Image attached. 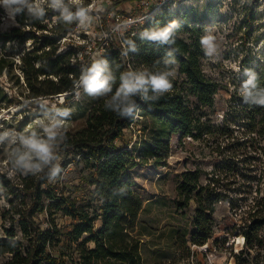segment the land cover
<instances>
[{"label":"trees","instance_id":"trees-1","mask_svg":"<svg viewBox=\"0 0 264 264\" xmlns=\"http://www.w3.org/2000/svg\"><path fill=\"white\" fill-rule=\"evenodd\" d=\"M120 2L110 0L104 13L116 10ZM84 5L87 6L88 1H84ZM120 15L129 17L122 12ZM1 17L2 7L0 25ZM58 17L59 13L48 9L42 21L30 22L24 16H17L16 27L0 30V77L11 75L16 68L13 55L5 49L6 44L36 41V36L28 32H40L38 46L24 53L19 65L28 86L27 97L36 99L32 101L35 103L63 97L64 103L60 105L63 107L59 108H65L74 95L73 80L79 77L81 66L90 64L97 56L85 55L79 61L75 57L76 47L61 45L78 22L65 24ZM53 18V26L48 28ZM205 18L206 15H198L191 9L172 10L166 5L142 23L131 25L122 31L118 40L112 38L103 47L100 57L108 60L117 76L115 91L121 72L156 70L159 65L155 63L162 62L165 56L167 46L142 41L139 32L157 23L164 26L173 19L180 22L173 46L176 75L170 92L157 102H144L136 97L135 118L120 117L106 110L105 98H100L86 109L81 126L65 133L67 139L58 148L63 160L60 167L63 171L73 164L81 175L78 185L60 186L59 181L51 185L43 177L47 170L41 176L22 177L21 190L29 199V205L13 211V216L30 248H21L14 240V230L4 229L0 236V257L8 256V259L2 264H143L142 234L137 227L143 201L135 191L131 171L138 162L165 165L172 136L180 140H204V136L226 140L216 147L218 158L213 178L208 183L202 184L200 171L195 170L182 173L175 188L178 211L188 209L191 203L195 205L192 231L188 240L182 239L183 247H202L212 242L215 206L226 202L229 209L243 214L241 223L232 226L242 240L241 249L233 257L235 264H252L256 260L264 264V195H260V178L252 174V163H262V158L256 156L264 155V144L260 142L264 139V106L246 104L239 94L241 82L248 78L243 75L245 69L257 73L258 83L264 87V51L259 58L242 59L239 82L231 92L228 110L220 124L212 125L205 110L213 108L219 85L207 78L200 67L203 54L200 25ZM125 38H132L139 46V52L129 53L127 58L120 55ZM16 84H19L18 78ZM13 102L14 99L0 88V109ZM134 127L138 128L139 141L126 137ZM3 182L9 181L0 176V186H4ZM39 215L45 216L49 228L42 230L38 226L35 217ZM1 218L5 221V216ZM58 219L63 221L62 227L57 226ZM215 243L214 240L211 244Z\"/></svg>","mask_w":264,"mask_h":264},{"label":"rangeland","instance_id":"rangeland-1","mask_svg":"<svg viewBox=\"0 0 264 264\" xmlns=\"http://www.w3.org/2000/svg\"><path fill=\"white\" fill-rule=\"evenodd\" d=\"M84 1H88L87 6H91L92 23L87 26H81L78 23L75 29L67 35V40L61 43V45L70 44L76 47L75 57L79 61L85 55H97L98 49L108 40L112 38L118 40L122 31H125V29L115 30L116 25L123 24L125 21V16L120 15L121 12L129 17H134L137 15V9H141L138 6L139 2L121 0L120 4L115 6L116 10L105 14L104 9L109 6L110 0ZM98 8H102L103 11L98 12ZM167 8L172 10L191 9L198 15H206L200 25L202 35L206 27L215 29L214 34L217 35L220 59L210 60L203 52L200 58V67L207 78L219 85L213 108L205 110L210 123L216 126L222 122L223 115L228 110L231 92L239 82L242 59L245 57L247 59L259 58V55L264 51V0H177L168 4ZM4 17L3 9L1 31H8L17 26L16 23L12 24L11 21H6ZM54 21L55 18L48 28L53 26ZM33 33L28 32L29 35L36 36V41L28 40L23 44L14 41L5 46L6 51L13 55L16 68L13 69L11 75L0 77V88L6 92L9 98L14 99L11 105L0 109V131H41L40 122L45 119L42 109L63 107L60 106L64 103L63 97L55 96L53 100L46 99L39 103L32 102L36 99L27 97L28 86L24 82L19 65L23 54L38 46L41 34L40 32ZM35 67L37 66L35 65ZM16 78H18L19 84H16ZM100 98H92L81 92L80 98L77 99L74 94L65 104V108L72 111L71 117L65 123L66 132H73L79 128L85 117L86 109ZM137 130L138 128L134 127L131 132H128L127 139L139 141L140 135ZM203 139L184 138L180 140L178 136H172L169 139V152L165 165L157 166L138 162L131 171L135 191L143 201L137 226L138 231L142 234L140 252L143 264H235L233 257L241 249L242 240L232 230V226L241 223L243 214L240 211L234 212L229 209L226 202H220L215 206V213L212 217V242L190 249L187 248L188 246L183 247L182 244V239L188 240L192 231L191 222L195 205L191 203L188 209L177 210L175 188L180 181V176L182 173L198 170L200 171V182L208 183L213 178L212 173L218 158L215 152L216 147L226 142L223 137L219 138L218 136L216 138L204 136ZM260 142L264 144V139ZM12 147L13 145L10 144L0 145V176H4L9 181L8 183L3 182L4 186H0V236L3 235L4 229H13L14 240L19 243L21 248L28 249L30 243L18 231L13 216V211L20 210L21 207L26 208V205H29V199L24 197L21 190L20 183L24 175L14 172L9 162ZM256 157L262 158V163H252V174L261 180L260 195L262 196L264 195V155L258 154ZM62 161L60 157L58 163L61 165ZM81 167L80 165L79 169ZM43 177L51 185H54L56 181L61 182L60 186L64 184L78 185L81 179V175L73 164H69L55 181H49L46 172ZM255 184L256 182L253 183V185ZM42 188H45V185ZM1 215L5 216V221ZM35 221L42 230L49 228L44 215L36 216ZM56 223L58 227L64 225L61 219H58ZM95 225L98 227L99 223L96 222ZM224 239L225 242H222ZM214 240L216 243L212 245ZM50 252L53 253V251ZM7 259L8 256L0 257V264ZM252 264H259V260Z\"/></svg>","mask_w":264,"mask_h":264},{"label":"clouds","instance_id":"clouds-1","mask_svg":"<svg viewBox=\"0 0 264 264\" xmlns=\"http://www.w3.org/2000/svg\"><path fill=\"white\" fill-rule=\"evenodd\" d=\"M0 7L5 11L4 19L15 24L17 16H24L30 22L42 21L46 11L51 9L59 13V20L65 24L78 22L81 26L90 25L93 21L91 6H85L83 0H0ZM97 11H103L98 8ZM127 24L116 25L115 30L127 29ZM180 22L171 20L164 26L157 23L151 28L139 32L142 41H150L160 46H167L162 62L156 70L128 69L120 73L119 85L113 91L117 76L107 59L97 56L90 64L82 65L80 75L73 80V92L77 99L81 92L92 98L104 97V107L120 117L135 118L138 105L136 97L144 102H157L170 92L176 71L173 47ZM214 27H206L200 37V47L210 60L220 59L217 35ZM139 46L132 38L122 40L121 57L127 58L129 53H138ZM243 75L248 78L241 82L239 94L243 102L249 105L264 106V87L258 83V75L251 69H245ZM44 120L40 122L41 131L29 130L16 132L13 130L0 131V145H13L9 162L14 172L24 176H38L47 170L49 181H55L62 168L58 161L57 150L66 137L65 123L71 117L68 108L42 109Z\"/></svg>","mask_w":264,"mask_h":264},{"label":"built area","instance_id":"built-area-1","mask_svg":"<svg viewBox=\"0 0 264 264\" xmlns=\"http://www.w3.org/2000/svg\"><path fill=\"white\" fill-rule=\"evenodd\" d=\"M174 1L177 0H142L138 3L140 10V14L134 16V17H125L124 18V22L123 24H127L129 28L131 25H136L138 23H142L148 16H150L151 14L155 13L158 9H160L163 6H166L168 4L174 3ZM153 6V7H151ZM151 9V10H150ZM67 39H63V41H65ZM109 42V40H108ZM104 43L99 49H98V53L96 56H100L102 49L105 45L108 44Z\"/></svg>","mask_w":264,"mask_h":264}]
</instances>
